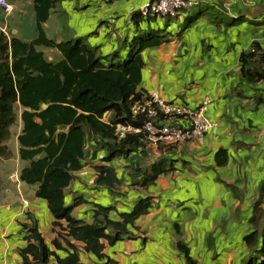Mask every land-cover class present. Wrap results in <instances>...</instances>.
<instances>
[{
    "label": "crops",
    "instance_id": "obj_1",
    "mask_svg": "<svg viewBox=\"0 0 264 264\" xmlns=\"http://www.w3.org/2000/svg\"><path fill=\"white\" fill-rule=\"evenodd\" d=\"M150 1L155 0H63L50 11L44 32L56 43L85 40L100 57L119 52L120 60L133 39L166 32L172 36L169 43L142 52L139 91L144 98L155 94L191 110L208 98L202 114L217 125L179 147L146 144L144 157L131 155L110 162L102 161V152L93 158L96 144L87 141L83 167L64 191L65 205L82 202L74 207L72 217L91 224L94 206L109 205L110 216L122 220L121 214L147 198L151 209L128 227V238L112 246L101 240L103 259L84 253L83 244L71 243L82 264H105L108 259L117 264H190L179 243L188 249L193 264H245L261 248L264 233V81L254 87L246 84L240 57L255 43L264 50V0H190L197 2L196 7L183 13L181 24L172 22L171 30L164 19L133 21L138 8ZM7 3L12 11L6 15L0 9V32L8 38L35 39L32 0ZM185 23L191 24L181 30ZM40 48L50 62L59 57L56 49ZM106 117L109 120V113ZM18 125L20 132V119ZM19 132L13 135L16 141ZM10 153L9 159H0V164L14 160L17 173L0 171V264H22L18 252L26 245L23 225L32 222L51 250L64 258L71 249L59 241L61 249L56 250L52 242L61 228L66 232V223L54 225L47 204L35 195L37 186L19 180L25 163L18 158V143ZM162 159H167L170 172L143 186L141 182L149 177L135 171V163L140 160L149 169ZM99 166L112 167L118 185L96 187ZM252 234L255 242L249 248L245 238ZM48 264L56 262L51 259Z\"/></svg>",
    "mask_w": 264,
    "mask_h": 264
},
{
    "label": "trees",
    "instance_id": "obj_2",
    "mask_svg": "<svg viewBox=\"0 0 264 264\" xmlns=\"http://www.w3.org/2000/svg\"><path fill=\"white\" fill-rule=\"evenodd\" d=\"M61 1L32 0L35 39L24 41L13 35L8 38L0 32V159L10 158L7 142L12 135L11 127L20 119L18 158L25 165L20 169L18 178L26 185L37 186L35 195L47 204L54 225L66 223V232L61 228L62 232L58 233L52 246L59 250V241H63L71 249L64 258L58 257L32 222L23 225L26 245L18 252L22 264H48L51 259L56 264H82L71 241L83 244L84 253L103 259L101 240L112 246L128 238V227H133L151 209L150 200L141 199L130 213L121 214L122 220H116L110 216L111 208L95 205L92 223L85 224L72 217L74 207L82 202L65 205L64 191L73 174L83 167L87 141L96 144L93 158L102 152L103 162L146 155L147 143L143 132H127L118 139L115 127L120 124L139 130L143 128L144 117L132 114L135 103L146 99L138 89L144 67L142 52L169 43L172 36L165 32L144 34L128 44L124 59L120 60L119 52L100 57L85 40L56 43L46 37L44 24L50 11ZM158 18L164 19L166 26L172 22L181 24L179 21L185 20L184 15L181 18L143 16L139 8L133 14L135 23ZM190 24L185 23L180 29H186ZM40 47L56 49L62 59L56 63L48 61L38 50ZM240 63L241 76L246 84L254 87L264 81V50L259 43L241 54ZM43 104L47 105L45 109ZM107 113H111L108 123L103 121ZM60 127L68 129L66 132L58 131ZM166 160L154 163L149 169L142 166L140 160L135 163V171L149 177L141 182L143 186L170 172L171 166L165 163ZM96 171V187L112 189L118 185L112 167L99 166ZM254 242L253 234L245 238L249 248ZM178 248L187 263L193 264L185 245L179 243ZM105 264L117 263L108 259ZM245 264H264V233L261 248Z\"/></svg>",
    "mask_w": 264,
    "mask_h": 264
},
{
    "label": "built area",
    "instance_id": "obj_3",
    "mask_svg": "<svg viewBox=\"0 0 264 264\" xmlns=\"http://www.w3.org/2000/svg\"><path fill=\"white\" fill-rule=\"evenodd\" d=\"M196 5L197 2L190 0H155L140 6L139 11L143 16L181 18L185 11H189ZM224 6L227 7V5ZM0 9L6 15L12 11L7 0H0ZM209 102L210 100L205 98L199 108L191 110L180 103L164 102L152 94L145 100L136 102L132 107L133 116L144 117L143 128L139 130L118 124L115 127L116 135L118 139H121L127 132H143L147 145L156 148L179 147L181 144L203 137L217 125L216 121L202 114ZM24 205L27 203L24 202Z\"/></svg>",
    "mask_w": 264,
    "mask_h": 264
},
{
    "label": "rangeland",
    "instance_id": "obj_4",
    "mask_svg": "<svg viewBox=\"0 0 264 264\" xmlns=\"http://www.w3.org/2000/svg\"><path fill=\"white\" fill-rule=\"evenodd\" d=\"M160 21L163 22L162 19H160ZM9 23L11 25V23H12V19L11 18H9ZM170 24L171 25H169V29L171 30V29L174 28V25H172V23H170ZM0 26H1V24H0ZM59 29H61V31H62V33H63L64 36L67 34L66 32H63V31H65V29H63L61 27L60 23H59V26H58V30ZM51 37H53V36H51ZM58 56L59 57L56 58V60H54L55 61L54 63H56V62H58V61H60L62 59V56L60 54ZM109 116H110L109 117V120H110L111 119V113H109ZM107 120H108V117L104 118V121L105 122H109V120L108 121ZM18 132H19V125H18V120H17L16 123L14 124V126L11 127V134L12 135L10 137L9 142H7V146L10 149H12V150L14 149V144H17V141L15 140V138H14L13 135L17 134ZM18 168H19V166L17 165V169ZM15 170H16V167H15V161L14 160H11V162H9V163H2V164H0V171L3 174L5 173L6 175H8V174H10L13 171V174L15 175V174H17ZM13 174L11 176H14ZM107 206H109V205H107ZM107 206H104V207H107Z\"/></svg>",
    "mask_w": 264,
    "mask_h": 264
},
{
    "label": "water",
    "instance_id": "obj_5",
    "mask_svg": "<svg viewBox=\"0 0 264 264\" xmlns=\"http://www.w3.org/2000/svg\"><path fill=\"white\" fill-rule=\"evenodd\" d=\"M46 107H47V105H46V104H43V105H42V108H43V109H45Z\"/></svg>",
    "mask_w": 264,
    "mask_h": 264
}]
</instances>
